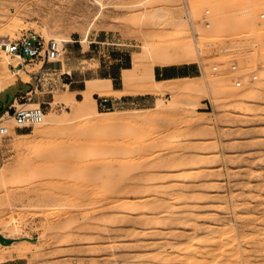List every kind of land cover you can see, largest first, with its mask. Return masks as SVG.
<instances>
[{
  "label": "rangeland",
  "instance_id": "rangeland-1",
  "mask_svg": "<svg viewBox=\"0 0 264 264\" xmlns=\"http://www.w3.org/2000/svg\"><path fill=\"white\" fill-rule=\"evenodd\" d=\"M101 1L106 7L95 0H0L1 38L71 39L53 62L24 61L32 76L17 74L0 91L2 113L13 103L42 104L49 119L41 131L37 124L19 128L7 114L0 123L9 128L0 134V234L32 246L25 257L4 259L9 248L0 245V264H264V0H250L257 24H201L197 40L190 26L183 28L198 59L174 63L185 68L161 83L162 94L110 109L98 107L100 97L122 95L98 79L125 87L124 71L140 55L135 91L150 79L148 47L174 51L178 26L145 14L163 7L188 20L185 0ZM193 1L198 15L212 8L214 16L216 1L229 5ZM2 65L0 81L16 71ZM215 77L223 79L221 90L237 95L211 91ZM93 84L101 89L88 101ZM184 85L193 90H177ZM250 87L257 92L248 100ZM86 106L98 117L113 111L124 119L100 126ZM151 141L160 143L136 160L137 149ZM94 142L103 145L98 150ZM167 211L172 216L165 218Z\"/></svg>",
  "mask_w": 264,
  "mask_h": 264
},
{
  "label": "bare ground",
  "instance_id": "bare-ground-1",
  "mask_svg": "<svg viewBox=\"0 0 264 264\" xmlns=\"http://www.w3.org/2000/svg\"><path fill=\"white\" fill-rule=\"evenodd\" d=\"M27 1V0H26ZM97 3H99L100 4V6L102 7V8H104V7H106V5H105V3L103 2V1H101V0H95ZM163 1H165V2H168V1H170V0H163ZM162 1V2H163ZM202 1V0H201ZM233 1V2H232ZM231 2H230V0H229V5L228 6H225V7H218V5H216V2L213 4V9H214V22H216L217 24H218V26L219 27H222V25L223 24H227V23H235V25H237V26H239V27H244V26H246V25H248V23L251 21V22H255L257 19L255 18V16L253 17V15H251V14H253V12H252V5H251V3H250V0H232ZM254 1V0H253ZM253 1H252V3H253ZM256 2H257V0H255ZM255 1H254V3H255ZM143 2H146V1H143ZM143 2H141V3H139V4H143L144 6H146L147 7V5H146V3H143ZM192 2V3H191ZM191 2H189V0H185V8H186V12L187 11H189L192 15H196L197 13H196V11H198V4H197V2L196 1H191ZM213 2V1H212ZM150 3H151V1H150ZM157 3H161V2H157ZM172 3V2H171ZM196 5H195V4ZM231 3V4H230ZM253 3V4H254ZM152 6H154V5H156V3H152L151 4ZM202 5V4H201ZM210 5V4H209ZM208 5V6H209ZM255 5V4H254ZM253 5V6H254ZM200 6V5H199ZM255 8V7H254ZM212 9V8H211ZM259 9V8H258ZM238 11L237 12V14H233V12L234 11ZM233 11V12H232ZM232 12V13H231ZM146 15V17H149V19H151V18H155V19H157V20H159V21H166V22H170V23H174L175 25H177L178 26V30H177V32H176V34L174 35V38H176L177 40L175 41V44L173 45V48H174V51L173 52H171L170 50H168V47L165 45V46H163V45H161L160 44V46H155V48H153V49H151V48H149L148 47V51L150 52V53H152V54H150V55H152V59L154 60V63H152L150 66H149V75H150V79L147 81V80H142L141 79V82H140V84H138L139 86L136 88V90L135 91H132L131 89V82H133V80H134V78H135V75H136V70H138V68L140 67V64H141V62H142V57L140 56V55H136V64H135V66H134V68H131V69H125V71H124V76H123V78H124V82H125V87H124V89L123 90H115V88H112V85H111V80L108 78V79H106V78H104V79H98V81H101V82H105L106 83V85H108V88L110 89V91H112V92H116L118 95H124V94H139V93H155V94H162L163 93V91L165 90V88H163V86L161 85V83L162 82H171V81H174V78L173 77H169V78H165V79H163V80H159V79H157L156 78V76H155V65H160V66H166V65H170V64H174V63H178V61L179 60H181L182 59V56H186V58L190 61V62H194V61H196L197 59H198V53H196L194 50H195V48H193V45H192V43H191V41L188 39V40H185V35L186 34H188V32L189 31H184V29L183 28H187V26H190V25H188L189 23H187V21L185 22V21H183L182 19H178V17L174 14V11L173 10H171V9H166V8H163V7H159V8H155L154 10H152L150 13H148V14H145ZM144 15V16H145ZM251 17V18H250ZM259 20V19H258ZM250 22V23H251ZM252 24V23H251ZM251 24H249V25H251ZM255 24H257L256 22H255ZM258 26H256V28L255 29H258L257 28ZM259 30V29H258ZM257 30V31H258ZM254 31V30H253ZM259 32V31H258ZM257 32V33H258ZM263 32V31H262ZM198 33H199V31H198ZM256 35H258L259 37H261V34L260 33H258V34H256ZM193 36L195 37V40H197V38L199 37V35L198 36H195L194 34H193ZM258 37V38H259ZM8 38H10L11 39V37H8ZM3 39H7V38H1L0 37V41H2ZM51 39V38H50ZM56 39V38H55ZM57 40L59 41V43H60V46L62 47V49H63V46H62V44H63V42H70L71 41V39L70 38H66V37H61V38H57ZM258 40V39H257ZM62 43V44H61ZM146 45H148V44H146ZM150 45V47H151V45L152 44H149ZM159 45V44H158ZM172 45V44H171ZM154 46V45H153ZM260 47V46H259ZM2 48H0V50H1ZM256 49V48H255ZM262 51H264V48L262 49V48H260ZM3 53H4V57H5V55H6V64H4V66L0 63V65H2V67L3 68H6L7 67V65L8 66H13L14 68H16V71L14 72V73H11V74H9L7 77H5L4 78V80H1L0 81V91L4 88V86H6L7 85V83L9 82V81H11V80H14L15 78H16V76L15 75H17V74H20V75H22L23 77L24 76H32V74H31V72H30V75H29V73H27V72H29V71H26V67H27V65L24 63V61H26L24 58H22V57H20V56H18L17 54H11V53H8L7 51H5L4 49H2L1 50ZM198 51V50H197ZM257 51V50H256ZM145 52H146V50H145ZM256 53V52H255ZM261 54H263V55H261L263 58H264V52L262 53L261 52ZM11 56H13L14 58H12ZM15 65V66H14ZM10 68V67H9ZM7 69V68H6ZM12 72V71H11ZM10 73V72H9ZM32 78V77H31ZM263 79H264V76L262 77ZM223 82V79H221L220 77H215V78H210V81H209V86H210V90L211 91H214V92H220V91H222L224 94H226V95H228V92H230L231 91V93L233 94V95H237L235 92H234V90H230V89H228V90H230V91H228L227 92V89H223V90H221L219 87H218V85L219 84H221ZM263 82V81H262ZM13 83V82H12ZM11 84V83H10ZM230 84H232L231 82H227L226 83V85L229 87L230 86ZM245 86V85H244ZM259 86V85H258ZM204 87V86H203ZM222 87V86H221ZM246 87V86H245ZM89 88H91V90H89L88 91V95H87V99H88V101L89 100H91V95H92V93H97L98 92V90H100L101 89V87H99L97 84H93V85H91ZM4 90V89H3ZM177 90H180V91H190V90H193V87L192 86H190V85H184V86H180V87H177ZM245 90V89H244ZM173 91V90H172ZM100 93H101V91H99ZM248 92V91H247ZM247 92H246V94H247ZM256 92H257V88H255V87H250L249 88V92H248V95H249V99L248 100H250V99H252L255 95H256ZM239 93V92H238ZM245 93V92H244ZM102 94V93H101ZM231 94V95H232ZM242 94V96L244 95L243 93H241ZM233 97V96H232ZM247 97V96H246ZM242 98V97H241ZM72 102H73V105L74 106H78V103L79 102H81L80 100H78V99H76V98H73L72 99ZM91 103V102H90ZM86 105V104H85ZM89 105V104H88ZM88 106H86L85 108H84V110H85V112H86V115H87V117L89 118V120H91V121H94V119L96 120V121H100L101 122V125L100 126H107V125H109V126H112V125H114V124H116V123H119V122H121V121H123V119H124V117H122L121 115H114V112L112 111L110 114H113V115H110V116H106V117H98L99 115H101L102 113H100V111H98L96 108H94V109H88L87 108ZM7 118H13V115H11L10 113H7ZM5 117H6V115H5ZM50 117V116H49ZM51 118V117H50ZM48 118H47V115L45 116V119L41 122V123H39V124H37V130H39V131H41V127H43V126H45L47 123H48ZM96 121H95V123H96ZM93 123V122H92ZM96 124H100L99 122H97ZM55 127H53V129H54ZM92 129V128H91ZM8 130H9V128H8ZM48 130H50V128L48 129ZM52 130V129H51ZM44 131V130H43ZM38 132V131H37ZM90 133H92V132H90ZM94 134V133H93ZM90 136H91V134H90ZM92 137H94L93 135H92ZM105 137V136H104ZM95 138V137H94ZM94 138L92 139L93 141H98V139H95L94 140ZM92 141V142H93ZM92 142L90 143V144H92ZM160 142H161V140H160ZM160 142H154V141H151V142H149V143H147V144H143V146H141L139 149H137V147H136V149H137V153H138V156H137V153H136V158L138 157V159H136V160H142L143 158H141L140 156H142L143 155V153H145L146 154V151L147 152H150L151 151V149H153L154 147H158V144L160 143ZM82 143V142H81ZM85 143V142H84ZM95 144H93L95 147H98L97 149L99 150V148H100V144L99 143H97V142H94ZM82 145V144H81ZM87 145V144H86ZM92 145V146H93ZM101 145H103V144H101ZM105 145H107V144H105ZM117 145V144H116ZM120 145V144H119ZM123 145V144H122ZM83 146V145H82ZM88 146V145H87ZM93 146V148H95ZM91 147V146H90ZM114 147V146H113ZM116 147V146H115ZM124 148L123 149H125V145L123 146ZM86 148H88V147H86ZM128 148H129V146H128ZM90 149V148H89ZM97 149H94L95 151L97 150ZM117 149V148H116ZM131 149V148H130ZM97 150V151H98ZM127 150V152L129 151L128 149H126ZM95 151H93V153L95 152ZM96 151V152H97ZM95 152V153H96ZM99 152V151H98ZM118 152H120V151H118ZM129 152H131V154H133L132 152H134V151H129ZM100 153V152H99ZM105 153V152H104ZM125 153V152H124ZM98 154V153H97ZM118 154V153H117ZM129 154V153H128ZM128 154H126V155H128ZM130 154V156H132ZM109 155V154H108ZM114 155V154H113ZM126 155H124V156H126ZM107 156V155H106ZM118 156H119V154H118ZM144 156V155H143ZM142 156V157H143ZM94 157H95V155H94ZM128 157H129V155H128ZM132 159H135V158H133V157H131ZM128 159H130V157L128 158ZM128 159L127 160H125V162L126 161H128ZM174 160L176 159V158H173ZM132 160H130V161H128V162H131ZM137 162V161H136ZM124 163V162H123ZM134 163H135V161H134ZM65 165H66V163H65ZM164 165V164H163ZM170 166V165H169ZM128 168V167H127ZM109 170V169H108ZM118 175V174H117ZM106 177V176H105ZM202 177V176H201ZM106 179V178H105ZM154 179V178H153ZM109 181V180H108ZM101 183V182H100ZM102 184V183H101ZM170 216H172V213L170 212V211H167V212H165V215H164V217L165 218H167V217H170ZM72 223V222H71ZM66 226V225H65ZM48 227V226H47ZM225 229V228H224ZM223 229V230H224ZM228 228H226L225 230H227ZM220 230V229H219ZM164 231V230H163ZM216 232V231H215ZM224 232V231H223ZM228 232H229V230H228ZM222 233V232H221ZM212 234V233H211ZM224 234V233H223ZM208 235V234H207ZM226 235V234H225ZM5 236V235H4ZM224 236V235H223ZM222 236V237H223ZM225 237V236H224ZM229 237V236H228ZM6 238H8V237H6ZM11 239V238H10ZM195 239V238H194ZM208 239V238H207ZM211 239H212V236H211ZM200 240V239H199ZM206 239L204 238V241H205ZM190 244V243H189ZM0 245L1 246H4L5 248H9L8 250L6 249V251L5 252H3V258L5 259V258H10V259H14V258H22V257H25L26 255H27V253L30 251V249L32 248V246L31 245H26V244H22L21 245V243H19V245H14V242H10V243H8V242H6V241H1L0 240ZM36 246V245H35ZM262 246V245H261ZM37 250V249H36ZM234 252H236V251H234ZM238 252V251H237ZM30 253V252H29ZM222 254L221 255H223V252H221ZM225 254H229V253H225ZM234 253H232V257L230 256V254H229V258H231V259H237L234 255H233ZM235 254H237V253H235ZM240 254V253H239ZM215 255H217V254H215ZM215 255H214V257H215ZM224 256V259L226 258L225 256L226 255H223ZM234 256V257H233ZM244 256V255H243ZM217 257V256H216ZM237 257H238V255H237ZM228 258V257H227ZM239 258V257H238ZM223 259V260H224ZM228 260V259H227ZM222 264H223V262H221ZM219 264H220V262H219ZM225 264V263H224Z\"/></svg>",
  "mask_w": 264,
  "mask_h": 264
},
{
  "label": "built area",
  "instance_id": "built-area-1",
  "mask_svg": "<svg viewBox=\"0 0 264 264\" xmlns=\"http://www.w3.org/2000/svg\"><path fill=\"white\" fill-rule=\"evenodd\" d=\"M186 17L190 28L192 29V33L195 36H198L197 30L201 24L210 27L214 23V17L210 8H205L200 15H192L187 11ZM0 48L8 53L17 54L25 60L32 62L42 61L44 63H50L57 60L62 50L57 39L51 38L46 40L37 34H26L18 40H12L10 38L3 39L0 41ZM231 68L235 70L237 69V65L233 64ZM254 77L257 76L254 75ZM241 83L242 80L240 79L236 81L237 85H241ZM113 105H115V101L108 96H101L98 101V107L100 108L110 109ZM10 112L13 113V118L19 128H31L36 124L41 123L45 115L42 104L32 107H27L23 104L21 107H18L13 103L5 113H0V123L5 120V115ZM7 131V125L0 126V134L6 133Z\"/></svg>",
  "mask_w": 264,
  "mask_h": 264
},
{
  "label": "crops",
  "instance_id": "crops-1",
  "mask_svg": "<svg viewBox=\"0 0 264 264\" xmlns=\"http://www.w3.org/2000/svg\"><path fill=\"white\" fill-rule=\"evenodd\" d=\"M124 68H126V67H123L122 70H124ZM184 68H185V66L176 65V64L168 65V66H158V68L155 67V76H157V73H159L161 75V78H164V77H177V76H179L181 74L180 71L183 70ZM104 78H109V77L104 76ZM111 80H112V82H111L112 88H115V90H123L124 89V84H122L123 81H122L121 85L119 87H117L115 85V82L113 81V79H111ZM5 94L7 95V99H9L10 98V93L6 92ZM3 95H0V96H3ZM150 95H151L150 93H146V94L145 93L144 94L143 93H139V94L138 93L137 94H124V95L121 96V98L112 97V99L115 101V104H120L121 102L122 103L123 102L124 103H126V102L140 103V102L149 101L148 99H149Z\"/></svg>",
  "mask_w": 264,
  "mask_h": 264
},
{
  "label": "water",
  "instance_id": "water-1",
  "mask_svg": "<svg viewBox=\"0 0 264 264\" xmlns=\"http://www.w3.org/2000/svg\"><path fill=\"white\" fill-rule=\"evenodd\" d=\"M3 109H4V103H2V104L0 105V113L2 112ZM0 240H1V241H6V242H8V243H10V242L12 241V239H10V238H6V237L3 236L2 234H0Z\"/></svg>",
  "mask_w": 264,
  "mask_h": 264
},
{
  "label": "trees",
  "instance_id": "trees-1",
  "mask_svg": "<svg viewBox=\"0 0 264 264\" xmlns=\"http://www.w3.org/2000/svg\"><path fill=\"white\" fill-rule=\"evenodd\" d=\"M157 70H158V69H157ZM158 74H159V73H157V77H158ZM158 78H161V77H158ZM168 78H169V77H168Z\"/></svg>",
  "mask_w": 264,
  "mask_h": 264
}]
</instances>
